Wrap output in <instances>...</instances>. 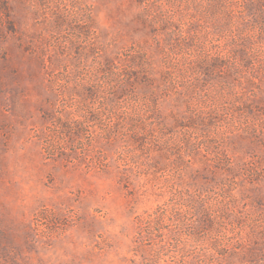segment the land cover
Listing matches in <instances>:
<instances>
[{
	"label": "clouds",
	"instance_id": "1",
	"mask_svg": "<svg viewBox=\"0 0 264 264\" xmlns=\"http://www.w3.org/2000/svg\"><path fill=\"white\" fill-rule=\"evenodd\" d=\"M0 264H264V0H0Z\"/></svg>",
	"mask_w": 264,
	"mask_h": 264
}]
</instances>
